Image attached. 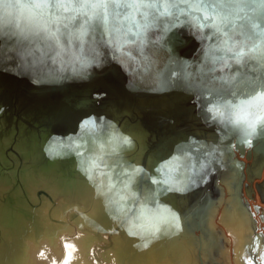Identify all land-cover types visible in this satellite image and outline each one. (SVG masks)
Segmentation results:
<instances>
[{
	"label": "water",
	"instance_id": "1",
	"mask_svg": "<svg viewBox=\"0 0 264 264\" xmlns=\"http://www.w3.org/2000/svg\"><path fill=\"white\" fill-rule=\"evenodd\" d=\"M13 2L65 7L13 10L7 17L0 12L1 142L21 134L27 152L65 178L75 142L87 140L91 150L128 134L140 152L138 167L146 169L151 157L158 158L155 167L168 162L159 172L164 175L188 160L199 168L189 170L193 177L202 172L203 188L210 187L213 181L201 164L205 150L183 139L184 117L192 111L191 97L215 104L216 91L208 88L214 76L239 72L252 80L226 82L227 98L242 85L251 101L264 93V0H113L143 6L112 8L107 22L78 8L96 0ZM176 35L184 38L179 50ZM240 112L234 106L227 120L240 127H228V158H234L232 142L245 129L246 117L236 116ZM85 115L92 119L79 126ZM145 178L137 174L140 191ZM242 180L239 172V186Z\"/></svg>",
	"mask_w": 264,
	"mask_h": 264
},
{
	"label": "bare ground",
	"instance_id": "2",
	"mask_svg": "<svg viewBox=\"0 0 264 264\" xmlns=\"http://www.w3.org/2000/svg\"><path fill=\"white\" fill-rule=\"evenodd\" d=\"M238 75L239 72L235 75L228 73L225 79L214 76L208 82V88L216 91L212 95L215 104L198 102L197 97H191L192 111L184 117L183 131L187 134L196 131L199 140L194 144L206 153L201 164L213 181L209 187L211 198L205 196L208 201L203 197L204 183L198 185L189 171L199 168H190L193 164L188 160H181V168H168L164 175H159L154 171L159 160L151 157L146 171L161 182L169 180V184L163 188L160 184L151 185L146 177L141 191L136 187L137 174L133 168H103L98 164L96 168H87L89 172L82 168L84 158L90 153L103 156L101 159L105 160L104 149L126 154L132 152L130 162L138 167L140 152H135L136 143L128 134L123 136L132 144L122 147L111 143L114 146L94 145L89 150L87 140L81 138L75 142L65 165L70 174L65 178L51 165L35 159L34 154L30 155L23 141L18 140L21 134L15 140L12 135L3 142L0 140V264H64L65 261L69 264H200V255H213L210 261L204 260V264L207 261V264H245L246 258H252L254 264H264L263 244L259 256L248 249L254 236L251 234L252 221L245 213L244 205L241 206L238 193L242 192V186L237 183L239 172L244 178L243 164L234 161L237 159L234 152V158H228L227 120L231 117L230 111L235 106L245 113L244 108L252 99L244 85L239 86L231 98L226 97L230 93L226 89L230 87H226L227 83H234L233 78L239 82L252 81ZM87 90L86 93L92 91L91 88ZM27 131L37 134L38 130ZM110 140H117L118 144L124 141L122 137H110ZM183 145L186 147L184 142ZM125 146L128 149L123 148ZM259 160L258 170L251 173H260L264 154ZM184 163L185 168H182ZM227 164L232 167L228 168ZM169 188L172 190L168 191ZM181 204L185 207L182 226L189 220L190 231L187 232L194 238L196 247L190 244L192 239L186 241L185 232L186 236H175L179 238L180 249L174 248L170 252L164 247L155 248L153 244L158 230L164 232V225L169 230L171 226L167 221L176 223L181 217ZM3 207L8 210L4 211ZM7 214L13 219L10 224L5 221ZM205 216L206 226L203 224ZM11 224L19 226L15 230L9 228ZM195 230L200 232L199 235ZM165 233H162L163 237L168 236ZM205 240L210 241L205 245ZM198 241L202 243L201 247L197 245Z\"/></svg>",
	"mask_w": 264,
	"mask_h": 264
},
{
	"label": "flooded vegetation",
	"instance_id": "3",
	"mask_svg": "<svg viewBox=\"0 0 264 264\" xmlns=\"http://www.w3.org/2000/svg\"><path fill=\"white\" fill-rule=\"evenodd\" d=\"M262 91H264V89H262ZM262 101L264 100L259 101V99H256L254 101H251L249 104H247L246 108H244L246 109L245 113H242V111L240 112L239 118H241V115L246 117V121L244 122L245 129L240 132L237 144L234 138L232 148L234 157L243 164L242 170L244 172V178L240 185L242 186L243 193L238 194L239 199L242 200V205L245 206L247 214L251 217V234L254 235L253 237H258L260 235L264 236V203L256 200L258 195V197H260L259 200H264V190H262L264 189V162L262 165L263 168H261L259 174H257V171L255 172V174L251 173L255 170H258L256 166L260 161L259 158L264 154V122H257L255 128H250L248 126V122L251 121L253 115H264V102ZM230 123L231 121H228L227 125L228 127L231 126V129L232 127H234V125H239L234 122L232 124ZM238 128L240 127L237 126V129ZM251 134H253V136H249ZM240 151H242L241 154ZM254 153L257 154V156H254ZM189 167L192 168L191 166ZM197 173H200V171H198ZM193 176L194 175H191L192 178ZM202 177V172L198 176L194 177V180L197 179L198 185H203L204 181L201 182L200 180V178ZM260 184L261 189H259ZM209 190V187L204 190L203 197L207 196L206 192L208 194ZM208 197L211 198V195H209ZM206 201H208V198H206ZM195 233H198V231H195Z\"/></svg>",
	"mask_w": 264,
	"mask_h": 264
},
{
	"label": "snow or ice",
	"instance_id": "4",
	"mask_svg": "<svg viewBox=\"0 0 264 264\" xmlns=\"http://www.w3.org/2000/svg\"><path fill=\"white\" fill-rule=\"evenodd\" d=\"M143 5H138L136 3L132 4H117L113 2V0H96V2L93 3H83L78 5L79 9H90L92 10L94 15H99V17L104 20L105 22L108 21L109 15H110V9L115 8V7H129V8H138ZM148 7H151L152 5H147ZM48 7H65V5L62 4H56V5H49L47 3H37V4H32V5H25V4H20L17 2H13V0H0V12L3 13L5 17L10 16L13 12V10H22V9H28V8H48ZM83 35V32H81V36ZM184 44V38L181 37L180 35H176L173 38V45L174 47L179 50ZM173 51V49H171ZM89 63H92L91 60H82L81 64L82 65H87ZM43 81L36 80L34 83H42ZM254 99H259V100H264V93L258 94L257 97ZM211 111V109H209ZM92 117L90 115H85L80 121H79V126H82L86 123H88ZM257 122H264V115H257L255 117L254 121H249L248 126L250 128H255ZM183 139L188 142V145L194 144L198 142L197 138V132L193 131L189 134H186ZM127 145H131L132 141L129 140L127 137L124 138L123 141ZM251 143V142H249ZM184 145H178V148L183 149ZM175 159V157H173ZM168 162H165V164H160L159 167H155L154 171L156 173H159L164 167L167 166ZM133 172L136 174H139L140 176H146L147 179L150 181L151 185H158L161 183V181L153 178L149 172L146 171L145 167H134ZM203 180V177L201 178ZM163 184L167 185L169 184V180L165 179L162 181ZM172 189L169 188L168 191H171ZM182 191V190H178ZM153 196L156 195V193H152ZM132 235H135V233H131ZM264 244V236H258V237H253V242L251 247V252H255L257 256H259L260 253V245ZM147 247V245H145ZM245 264H254V260L252 258H246L245 259Z\"/></svg>",
	"mask_w": 264,
	"mask_h": 264
},
{
	"label": "rangeland",
	"instance_id": "5",
	"mask_svg": "<svg viewBox=\"0 0 264 264\" xmlns=\"http://www.w3.org/2000/svg\"><path fill=\"white\" fill-rule=\"evenodd\" d=\"M124 145H126L123 141H122V144H118V142L116 143V146L117 147H122V146H124ZM105 151H104V155H106L107 157L105 158V160H102L101 158H103V156H97V155H94V154H89V155H87L85 158H84V160H83V164H82V161H81V164L83 165V167L82 168H96L98 165H103V168H127V170H132V168H134V164H133V162H130V160L132 159V156H133V154H132V152H128L127 154L125 153V152H120V151H116V152H114V151H112L111 149H104ZM109 151V152H108ZM98 164V165H97ZM217 165V164H216ZM87 169V170H88ZM88 172H89V170H88ZM21 175H22V173L20 172V174H18L17 175V180H18V184L20 183V180H21ZM131 178H132V174H131ZM257 178V177H256ZM16 180V179H15ZM88 180V177L86 178V181ZM259 189H261V184H260V186H259ZM208 190V189H207ZM5 191V190H4ZM258 191V190H257ZM260 192H261V190H260ZM209 193H211V190H209L208 191V194H207V196L209 195ZM1 195V194H0ZM7 195V194H6ZM259 196V195H258ZM257 196V199L256 200H258L260 197H258ZM16 197H20V196H16ZM127 198V197H126ZM236 198H238L237 196H236ZM106 200H107V198H106ZM7 201H10V198H8V200ZM258 201H260V202H263L264 203V200L262 199V201L261 200H258ZM241 204V203H240ZM239 204V205H240ZM241 206H242V204H241ZM243 207V209L244 210H246L245 209V206H242ZM7 208V209H6ZM3 207V209H5L4 211H7L8 210V207ZM180 208H181V217L177 220V222L175 223V222H173L172 223V221H167V222H169V224H168V226H171L170 228H169V230L167 229V227L166 228H164V226H166V225H164L163 226V229H165V230H168V232L166 231V233H165V230H164V232H163V230L161 229V230H158V233H157V240L159 239V241H157L156 240V242H154V247H155V245H156V247L155 248H159V249H161V247L163 248L164 247V249H168V250H170V252L171 251H173V249L175 248V249H180V244H179V247H178V241L177 240H179V238H177V237H175V236H177V235H179V234H181V235H183V236H186V241H188V240H191L192 239V236H190V233L189 232H187V231H190L189 230V228H190V222H188L189 220H187V224L185 223V226L183 227L182 226V221H183V218H182V214L185 212L184 211V206L181 204V206H180ZM187 209V208H186ZM243 211V210H242ZM205 212H206V210H205ZM245 213H247L246 211H245ZM9 214V213H8ZM8 214L6 215V217H5V221H6V223L7 224H10L9 222H12L13 221V219H11V216H8ZM182 220V221H181ZM185 221V220H184ZM206 216H205V221L203 222V224H205V226H206ZM165 224V223H164ZM12 226H10L9 228H11V229H17V227L19 226V225H17L16 226V224H11ZM173 225H174V227H173ZM176 225V226H175ZM173 227V228H172ZM196 231V230H195ZM198 231V230H197ZM205 231H206V229H205ZM186 232V233H185ZM162 233H165V234H167L168 236L167 237H163V234ZM184 233L186 234V235H184ZM199 233L200 232H198V233H196L197 235H199ZM264 233V232H263ZM165 236V235H164ZM163 237V238H162ZM174 237V238H173ZM188 239V240H187ZM176 240V241H175ZM175 241V242H174ZM185 241V242H186ZM195 240H194V238L190 241V244L191 245H193V248L194 247H196V244H195V242H194ZM210 241V240H209ZM209 241L208 240H205L204 241V244L206 245L207 243H209ZM163 242H164V245H163ZM156 243V244H155ZM158 243H159V245H158ZM161 243V244H160ZM176 244V245H175ZM202 243H199V241L197 242V245H199L200 247L202 246L201 245ZM170 245V246H169ZM264 245V244H263ZM159 246V247H158ZM207 246H209L210 247V245L208 244ZM249 250H251V247L249 248ZM204 255V254H203ZM211 256H213V255H210V256H207V255H205V256H202V255H200L199 256V259H200V264H204V260H209L210 261V258H211ZM202 262V263H201ZM208 262V261H207ZM207 262L205 263V264H207ZM227 264H229V263H227Z\"/></svg>",
	"mask_w": 264,
	"mask_h": 264
},
{
	"label": "clouds",
	"instance_id": "6",
	"mask_svg": "<svg viewBox=\"0 0 264 264\" xmlns=\"http://www.w3.org/2000/svg\"><path fill=\"white\" fill-rule=\"evenodd\" d=\"M205 111H209V109H205ZM64 264H69V261H65Z\"/></svg>",
	"mask_w": 264,
	"mask_h": 264
}]
</instances>
